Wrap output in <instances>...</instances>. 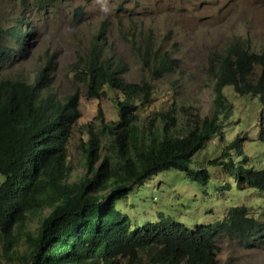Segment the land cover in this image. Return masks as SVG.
Segmentation results:
<instances>
[{
	"label": "trees",
	"instance_id": "obj_1",
	"mask_svg": "<svg viewBox=\"0 0 264 264\" xmlns=\"http://www.w3.org/2000/svg\"><path fill=\"white\" fill-rule=\"evenodd\" d=\"M109 28V22L102 24L74 76L90 100L103 99L107 90L123 96L116 102L118 121L106 123L100 108L99 124L85 126L86 173L75 181L68 144L82 117L79 92L62 100L50 91L51 61L31 81L0 79L2 257L8 264H219L220 239L246 249L264 247V223L249 207H233L222 221L194 229L161 213L157 223L135 230L128 215L116 209L136 186L168 171L209 185L205 167L191 168L195 156L213 138L223 139V119L234 112L227 88L239 97L258 98L264 111V49L254 51L249 42L234 40L213 54L207 72L214 80V117L194 119L180 134L174 112L155 114L149 128H141L135 114L137 102H149L154 83L173 73L179 61L157 48L152 30H127L126 40L144 72L142 83H128L129 67L109 46ZM25 38L20 28L0 27V66L13 55L8 41L25 45ZM245 140L237 138L207 165L223 167L238 189L264 194V168L250 165ZM36 218L40 226L34 235L26 229ZM23 241L27 249L20 253Z\"/></svg>",
	"mask_w": 264,
	"mask_h": 264
},
{
	"label": "rangeland",
	"instance_id": "obj_2",
	"mask_svg": "<svg viewBox=\"0 0 264 264\" xmlns=\"http://www.w3.org/2000/svg\"><path fill=\"white\" fill-rule=\"evenodd\" d=\"M19 17L29 20L28 30L34 33L29 53L11 66L0 68V79L22 77L31 81L51 61L55 67L49 73L50 91L62 100L79 92L82 117L68 144L72 181L86 173L82 150L87 140L85 126L99 124L100 108L106 123L118 121L116 102L123 98L107 90L103 99L90 100L85 87L74 76L81 56L87 54L104 22L110 25L109 46L116 49L129 67L125 75L128 83H142L144 72L126 40L127 30L137 29V34L152 30L157 48L179 61L173 73L154 83L149 102H137L135 114L141 128H149L157 113L174 112L180 134L186 133L194 119H212L215 94L214 80L207 72L209 59L234 40L249 42L254 51L264 49V0H57L43 9H24L20 0H0V26L13 27ZM225 94L234 112L223 119V139L216 137L208 142L191 166L194 170L202 167L208 170L209 185L201 186L182 172L168 171L136 186L116 205L118 211L128 215L133 230L157 223L161 213L194 229L222 221L231 208L240 206L249 207L255 218L264 223V194L254 189H238L233 175L223 167L207 165L237 138H246L243 151L251 159L250 165L264 168V140H261L264 111L259 99L239 97L232 88H227ZM4 181L0 174V186ZM39 219L31 220L26 231L36 235ZM217 243L219 264H264V247L246 249L224 238ZM26 249L23 241L19 252ZM0 264L8 263L2 257Z\"/></svg>",
	"mask_w": 264,
	"mask_h": 264
},
{
	"label": "clouds",
	"instance_id": "obj_3",
	"mask_svg": "<svg viewBox=\"0 0 264 264\" xmlns=\"http://www.w3.org/2000/svg\"><path fill=\"white\" fill-rule=\"evenodd\" d=\"M57 2V0H20V4L24 5V9H29L30 7L35 8L38 7L39 9H43L46 6L54 5ZM19 20H16L17 24L13 27L5 28L4 26H0L4 28V30H13L20 28L21 31L26 35V38L22 43L25 45H18L13 40H9L7 45L11 48H13V55L12 57L6 56L9 60V62L3 66H0V68H5L11 66L13 63L17 61L19 58L27 57V54L29 53V46L31 45L30 41L33 37L34 33L29 32V20L23 17L17 18ZM5 78V77H4ZM7 78V77H6Z\"/></svg>",
	"mask_w": 264,
	"mask_h": 264
}]
</instances>
